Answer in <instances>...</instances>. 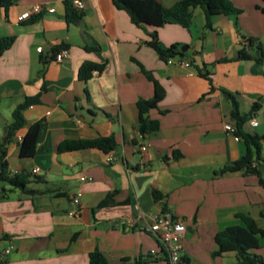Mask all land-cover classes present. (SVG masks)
Masks as SVG:
<instances>
[{"label":"crops","instance_id":"crops-1","mask_svg":"<svg viewBox=\"0 0 264 264\" xmlns=\"http://www.w3.org/2000/svg\"><path fill=\"white\" fill-rule=\"evenodd\" d=\"M66 1L74 6L75 0L0 6V37H15L0 56V141L17 105L40 94V102L24 109L26 124L7 145V172L28 174L27 188L36 193L0 184V264H89L95 249L109 264H168L152 256L162 247L147 230L149 216L164 204L187 226L186 264H238L235 252H213L218 231L244 224L237 213L264 229V59L257 61L256 47L252 58L236 59L248 38L264 51L263 1L230 0L241 13L214 15L211 28L198 7L189 27L150 18L137 26L112 0H84L80 19L68 22ZM157 1L169 7L178 0ZM36 4L41 11L31 12ZM26 12L30 16L22 18ZM154 31L162 47L177 44L183 57L163 59L150 45ZM84 61L105 69L81 80ZM225 92L236 97L241 115L258 122L252 127L247 120L244 130L262 136L261 158L254 162L262 183L254 173L218 172L246 151L244 139L224 129L225 123L236 126ZM142 98L157 99L149 116L160 128L140 138ZM35 122V154L21 157L22 138ZM111 135L117 145L107 153L60 150L65 140ZM154 190L163 200L155 199ZM263 247L260 237L253 251L264 257Z\"/></svg>","mask_w":264,"mask_h":264},{"label":"trees","instance_id":"trees-1","mask_svg":"<svg viewBox=\"0 0 264 264\" xmlns=\"http://www.w3.org/2000/svg\"><path fill=\"white\" fill-rule=\"evenodd\" d=\"M263 4H264V0ZM116 8L125 10L132 22L137 26H141L143 22L150 18L158 25L169 23L180 24L189 27L194 17V9L201 7L205 15V28H211L212 17L217 14L238 16L241 9L234 6L230 0H178L172 6H165L157 0H112ZM12 5V0H0V6L8 9ZM264 12V6L262 8ZM81 11L77 10L70 1H66V18L68 22H76L80 19ZM152 40L150 45L159 53L163 59L173 56L183 57L184 52L177 44H173L168 48L162 47L157 38V32L151 33ZM15 37H0V56L12 46ZM256 47L259 51L257 57L258 62L264 59L263 47L260 43H256L251 38L246 39L244 45L238 51L236 59H250L252 55L250 50ZM88 49L97 50L96 47ZM105 64L93 61H84L79 68V78L88 80L94 72H102ZM144 73L152 78L150 71L143 70ZM232 100V117L236 123V134L244 139L246 144L245 153L235 162L221 168L219 173L238 172L257 174L260 182H263L261 172L256 168L254 162L261 158L262 136L251 134L244 130V124L248 120V115H241L239 112V102L236 97L229 92H225ZM40 102V94L26 96L24 101L17 105L12 116L13 121L7 126L6 133L0 141V180L8 182L14 188H21L26 193H36V190L28 189L29 175L18 173L10 175L7 172V145L12 140L16 130L22 128L25 124L23 111L28 106ZM157 99H139L137 101L138 109V129L141 134H149L159 130L160 123L158 120L151 119L149 112L156 108ZM259 104L254 105V109H258ZM40 122L33 123L21 141L20 156L28 157L35 154ZM116 139L114 136H100L93 139L65 140L60 146V150H73L85 148H98L104 152H110L116 148ZM156 200H163V195L157 191H153ZM107 200L102 202L106 204ZM163 210H167L166 204ZM236 216L242 220L243 225L234 224L218 231L215 235L217 249L213 252V256L222 255L225 252H235L238 264H264V257L255 253L253 250L260 247V237L264 239V229L260 228L254 219L246 214L237 213ZM89 264H109L107 256L99 249L89 253Z\"/></svg>","mask_w":264,"mask_h":264},{"label":"built area","instance_id":"built-area-1","mask_svg":"<svg viewBox=\"0 0 264 264\" xmlns=\"http://www.w3.org/2000/svg\"><path fill=\"white\" fill-rule=\"evenodd\" d=\"M74 6L77 10L81 11L84 7V0H75ZM42 9V5L36 4L33 6L31 12L38 13ZM31 12H26L22 15V18H28ZM65 50L57 54L56 59L61 61L63 57L66 56ZM177 62L182 65L189 67L190 61L178 58ZM248 123L252 127L258 126V122L251 118L248 120ZM224 129L228 133H234L236 131V126L233 123H225ZM140 138H143V134H139ZM21 140V139H20ZM141 149L145 150L146 146L142 145ZM109 160V158H107ZM82 179H85L83 177ZM79 199H74V203H78ZM78 211H74L73 214H76ZM150 222L147 225V230L156 236L158 241L161 244L162 251L157 252L152 251V256L155 258H163L168 264H186L183 260V239L187 231V226L183 220L176 218L169 210H162L160 212L151 214L149 216ZM10 251L6 249L4 252L7 253ZM3 257V253L0 254V260Z\"/></svg>","mask_w":264,"mask_h":264},{"label":"rangeland","instance_id":"rangeland-1","mask_svg":"<svg viewBox=\"0 0 264 264\" xmlns=\"http://www.w3.org/2000/svg\"><path fill=\"white\" fill-rule=\"evenodd\" d=\"M198 9H202V8L201 7H198ZM0 184H5V183H3L2 181H0ZM259 253L264 255V247L260 249Z\"/></svg>","mask_w":264,"mask_h":264}]
</instances>
